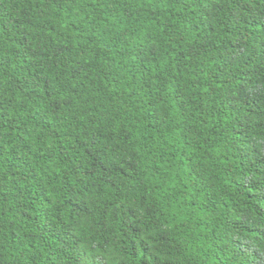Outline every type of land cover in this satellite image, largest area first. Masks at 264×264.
<instances>
[{
    "label": "trees",
    "instance_id": "16d2710c",
    "mask_svg": "<svg viewBox=\"0 0 264 264\" xmlns=\"http://www.w3.org/2000/svg\"><path fill=\"white\" fill-rule=\"evenodd\" d=\"M0 264H264V0H0Z\"/></svg>",
    "mask_w": 264,
    "mask_h": 264
}]
</instances>
